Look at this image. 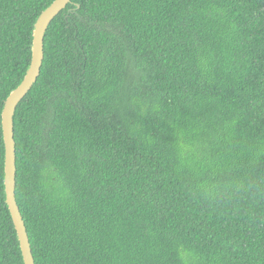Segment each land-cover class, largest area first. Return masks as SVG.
<instances>
[{
    "label": "trees",
    "instance_id": "1",
    "mask_svg": "<svg viewBox=\"0 0 264 264\" xmlns=\"http://www.w3.org/2000/svg\"><path fill=\"white\" fill-rule=\"evenodd\" d=\"M53 0H0V264H24L1 112ZM13 116L35 264H264V0H71Z\"/></svg>",
    "mask_w": 264,
    "mask_h": 264
},
{
    "label": "water",
    "instance_id": "2",
    "mask_svg": "<svg viewBox=\"0 0 264 264\" xmlns=\"http://www.w3.org/2000/svg\"><path fill=\"white\" fill-rule=\"evenodd\" d=\"M71 0H53L37 17L31 46V60L21 82L8 94L1 112V127L4 144V191L5 202L16 230L17 239L24 264H35L24 220L15 198L16 153L13 131V116L18 103L36 82L43 61V38L52 19L62 11Z\"/></svg>",
    "mask_w": 264,
    "mask_h": 264
}]
</instances>
